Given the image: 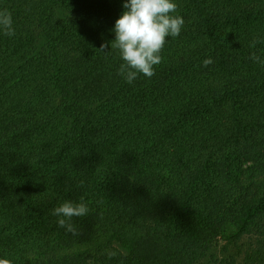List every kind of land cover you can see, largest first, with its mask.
<instances>
[{"label": "trees", "instance_id": "1", "mask_svg": "<svg viewBox=\"0 0 264 264\" xmlns=\"http://www.w3.org/2000/svg\"><path fill=\"white\" fill-rule=\"evenodd\" d=\"M123 3L0 0V258L264 264V0H175L180 35L132 84ZM81 199L74 236L51 210Z\"/></svg>", "mask_w": 264, "mask_h": 264}, {"label": "clouds", "instance_id": "2", "mask_svg": "<svg viewBox=\"0 0 264 264\" xmlns=\"http://www.w3.org/2000/svg\"><path fill=\"white\" fill-rule=\"evenodd\" d=\"M123 11L115 20L112 31L114 39L110 42L111 49L117 51L122 63L117 74L127 83L132 84L139 75L151 78L155 75V66L163 61L161 53L168 38L180 35L184 26L182 16L176 14L178 5L175 0H124ZM0 34L14 36L12 13L7 8H0ZM260 41L253 40L250 47L254 48ZM108 44H101L99 51L104 52ZM106 54L109 51L105 52ZM249 58L257 63L264 64V60L255 52ZM213 63L211 58L203 61L207 67ZM90 209L82 199L79 202L65 200L51 210L57 217L56 225L71 235H79L73 218L85 217ZM117 253L106 250L109 259ZM0 264H12L9 259L0 258Z\"/></svg>", "mask_w": 264, "mask_h": 264}, {"label": "rangeland", "instance_id": "3", "mask_svg": "<svg viewBox=\"0 0 264 264\" xmlns=\"http://www.w3.org/2000/svg\"><path fill=\"white\" fill-rule=\"evenodd\" d=\"M221 239H222V238H220V243H222V242H223Z\"/></svg>", "mask_w": 264, "mask_h": 264}]
</instances>
